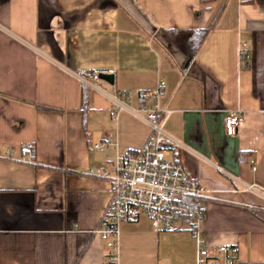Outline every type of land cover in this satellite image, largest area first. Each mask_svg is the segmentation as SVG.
<instances>
[{"label":"crops","instance_id":"crops-1","mask_svg":"<svg viewBox=\"0 0 264 264\" xmlns=\"http://www.w3.org/2000/svg\"><path fill=\"white\" fill-rule=\"evenodd\" d=\"M56 1L0 0V146L33 144L30 163L0 159V264H106L93 230L109 186L88 170H110L148 130L127 112L113 118L71 75L80 69L111 70L101 85L130 90L132 108L163 81V128L182 145L172 156L207 189L200 234L264 264V198L237 182L264 187V0ZM237 109L230 136L223 120ZM105 137L116 146L92 147ZM116 264H195L194 241L140 216L120 225Z\"/></svg>","mask_w":264,"mask_h":264},{"label":"built area","instance_id":"built-area-1","mask_svg":"<svg viewBox=\"0 0 264 264\" xmlns=\"http://www.w3.org/2000/svg\"><path fill=\"white\" fill-rule=\"evenodd\" d=\"M238 49L240 62L247 65L246 43L239 42ZM102 74L113 73L111 70L96 69L71 72L83 87L106 98L113 118L120 112H127L141 120L148 130L136 150L115 152L110 170H88L89 175L105 179L109 186L108 202L93 230L107 249L106 264H116L120 225L135 221L140 216H145L155 230L187 231L195 245V264H241L234 249L225 245L209 247L200 234L199 222L207 189L188 175L178 157L172 156L182 145L163 128L169 113L157 103L163 81L158 80L157 87L145 94L148 102H140L132 108L127 104L131 91L118 89L113 83H110V90L106 89L101 85ZM241 119L239 109L229 111L223 120L224 132L235 135ZM107 145L116 146V143L105 137L92 147ZM32 148L30 142L0 146V159L30 163ZM215 168L221 172L218 166ZM237 182L243 191L264 198V187Z\"/></svg>","mask_w":264,"mask_h":264},{"label":"trees","instance_id":"trees-1","mask_svg":"<svg viewBox=\"0 0 264 264\" xmlns=\"http://www.w3.org/2000/svg\"><path fill=\"white\" fill-rule=\"evenodd\" d=\"M49 1L53 7H55V8L58 7V3L56 0H49ZM199 1L203 3V2H208V1H212V0H199ZM206 31H207V28H201V29H196V30L191 32V34H190V36L186 42V47H187L191 56L194 54V52L198 48V46H199L200 42L202 41V38L205 35Z\"/></svg>","mask_w":264,"mask_h":264},{"label":"water","instance_id":"water-1","mask_svg":"<svg viewBox=\"0 0 264 264\" xmlns=\"http://www.w3.org/2000/svg\"><path fill=\"white\" fill-rule=\"evenodd\" d=\"M101 79L111 82L112 81V75H100Z\"/></svg>","mask_w":264,"mask_h":264}]
</instances>
